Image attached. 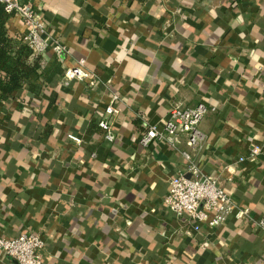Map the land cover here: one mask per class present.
Returning a JSON list of instances; mask_svg holds the SVG:
<instances>
[{"label":"crops","instance_id":"crops-1","mask_svg":"<svg viewBox=\"0 0 264 264\" xmlns=\"http://www.w3.org/2000/svg\"><path fill=\"white\" fill-rule=\"evenodd\" d=\"M24 1L70 54L40 55L37 91L0 109V236L41 233L44 264H263L264 231L251 222L231 214L196 231L167 207L186 161L140 136L147 121L163 128L174 105L215 106L194 159L237 205L264 214V157L239 161L264 148V0ZM82 57L102 82L64 84ZM114 92L109 142L98 121ZM0 264L18 263L0 250Z\"/></svg>","mask_w":264,"mask_h":264},{"label":"built area","instance_id":"built-area-1","mask_svg":"<svg viewBox=\"0 0 264 264\" xmlns=\"http://www.w3.org/2000/svg\"><path fill=\"white\" fill-rule=\"evenodd\" d=\"M0 2L4 4L6 11L18 20L21 40L31 48L34 55L52 51L63 61L70 54L67 44L49 34L43 16L32 3L24 0ZM72 80L86 82L89 87L102 82L101 77L87 67L84 57L77 59L73 65L65 66L63 83L69 84ZM119 100L120 95L117 92L112 93L109 103L102 110L103 116L98 121L103 138L109 142L116 138L113 119L119 112L116 105ZM215 110V106L203 102L193 107L174 105L169 110L163 128L150 121L145 122L144 131L140 136L142 145L148 146L155 141H161L174 148L186 161V172L170 179V188L164 197V203L176 215L186 216L196 231H199L204 223H208L210 227H220L231 214L264 231V214L256 216L249 207L237 205L220 179L204 173L194 159V152L201 148L206 139L200 124L207 113ZM68 136L78 144L82 143L79 136ZM183 138L186 149L178 147ZM260 157H264V148L254 144L239 161H256ZM45 244V239L39 232H25L10 238L0 236V250L18 264H44L42 251Z\"/></svg>","mask_w":264,"mask_h":264},{"label":"trees","instance_id":"trees-1","mask_svg":"<svg viewBox=\"0 0 264 264\" xmlns=\"http://www.w3.org/2000/svg\"><path fill=\"white\" fill-rule=\"evenodd\" d=\"M12 18L0 2V109L24 87L37 91L44 74L41 56L34 55L21 40V28L15 35L10 33L8 22Z\"/></svg>","mask_w":264,"mask_h":264}]
</instances>
